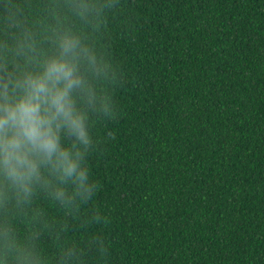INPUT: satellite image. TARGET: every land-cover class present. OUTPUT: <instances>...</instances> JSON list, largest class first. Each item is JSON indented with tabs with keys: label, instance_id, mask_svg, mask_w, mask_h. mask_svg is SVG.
Returning a JSON list of instances; mask_svg holds the SVG:
<instances>
[{
	"label": "trees",
	"instance_id": "obj_1",
	"mask_svg": "<svg viewBox=\"0 0 264 264\" xmlns=\"http://www.w3.org/2000/svg\"><path fill=\"white\" fill-rule=\"evenodd\" d=\"M111 3L90 26L64 0H0V45L26 29L48 52L59 20L126 73L119 121L92 118L98 197L69 212L38 191L18 240L37 233L44 264H264V0Z\"/></svg>",
	"mask_w": 264,
	"mask_h": 264
},
{
	"label": "clouds",
	"instance_id": "obj_2",
	"mask_svg": "<svg viewBox=\"0 0 264 264\" xmlns=\"http://www.w3.org/2000/svg\"><path fill=\"white\" fill-rule=\"evenodd\" d=\"M64 6L90 26H98L104 10L113 7L111 0H64ZM47 39L48 52L39 50L26 29L13 47L0 45L13 56L10 63L0 56V264H44L37 233L18 240L13 211L30 206L38 191L69 212L98 197L101 185L89 164L101 140L93 135L92 118L112 125L122 115L113 87L118 71L126 82L125 70L98 58L86 37L59 20ZM105 135L107 145L114 134ZM94 219L112 223L99 215ZM96 242L106 254L104 242L99 237ZM80 255L66 249L60 264H73Z\"/></svg>",
	"mask_w": 264,
	"mask_h": 264
}]
</instances>
